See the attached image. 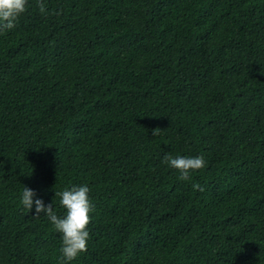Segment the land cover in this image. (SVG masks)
<instances>
[{
	"label": "trees",
	"instance_id": "16d2710c",
	"mask_svg": "<svg viewBox=\"0 0 264 264\" xmlns=\"http://www.w3.org/2000/svg\"><path fill=\"white\" fill-rule=\"evenodd\" d=\"M43 3L0 31V264H60L25 185L90 187L69 264H264V0Z\"/></svg>",
	"mask_w": 264,
	"mask_h": 264
},
{
	"label": "clouds",
	"instance_id": "9594fccd",
	"mask_svg": "<svg viewBox=\"0 0 264 264\" xmlns=\"http://www.w3.org/2000/svg\"><path fill=\"white\" fill-rule=\"evenodd\" d=\"M28 0H0V31L13 29L19 17L28 9ZM38 8L41 14H46L47 9L43 0H38ZM159 134V128L153 130V135ZM163 162L179 172L178 179L190 181L191 173L206 166L202 155L196 156H173L166 154ZM194 189L202 191L198 183L192 185ZM91 189L87 185H74L70 189L56 191L60 197V205L65 209L63 216L53 210L51 203L45 204L42 198H35L37 193L28 186H24L20 196V203L33 212L34 215L44 214L51 222L55 231L62 234L60 248V264H69L82 252H86L90 232L88 225L90 214L95 210V205L90 196Z\"/></svg>",
	"mask_w": 264,
	"mask_h": 264
}]
</instances>
